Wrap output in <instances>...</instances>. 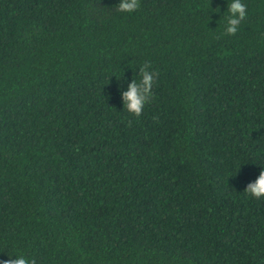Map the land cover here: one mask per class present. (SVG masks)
<instances>
[{
	"label": "trees",
	"instance_id": "obj_1",
	"mask_svg": "<svg viewBox=\"0 0 264 264\" xmlns=\"http://www.w3.org/2000/svg\"><path fill=\"white\" fill-rule=\"evenodd\" d=\"M242 2L227 35L228 0H0V260L264 264V0Z\"/></svg>",
	"mask_w": 264,
	"mask_h": 264
},
{
	"label": "clouds",
	"instance_id": "obj_2",
	"mask_svg": "<svg viewBox=\"0 0 264 264\" xmlns=\"http://www.w3.org/2000/svg\"><path fill=\"white\" fill-rule=\"evenodd\" d=\"M140 0H118L116 10L120 13H133L139 7ZM247 6L242 0H228L227 16L225 18L224 33L235 35L241 21L247 16ZM157 73L151 70V64L145 62L139 68V80L132 77L126 89L121 93L123 108L139 117L146 104L152 99V89L156 82ZM244 192L256 200L264 199V169H261L253 180H250ZM7 259L0 260V264H36L34 258L23 254H9Z\"/></svg>",
	"mask_w": 264,
	"mask_h": 264
}]
</instances>
